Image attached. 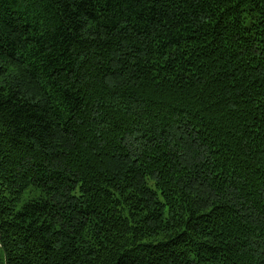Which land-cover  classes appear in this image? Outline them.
I'll return each mask as SVG.
<instances>
[{
  "label": "trees",
  "instance_id": "16d2710c",
  "mask_svg": "<svg viewBox=\"0 0 264 264\" xmlns=\"http://www.w3.org/2000/svg\"><path fill=\"white\" fill-rule=\"evenodd\" d=\"M0 264H264V0H0Z\"/></svg>",
  "mask_w": 264,
  "mask_h": 264
}]
</instances>
